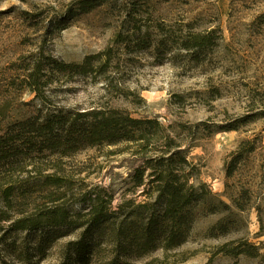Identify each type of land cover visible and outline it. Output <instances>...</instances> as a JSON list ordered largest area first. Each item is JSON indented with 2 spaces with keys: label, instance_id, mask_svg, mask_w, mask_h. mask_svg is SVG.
Segmentation results:
<instances>
[{
  "label": "rangeland",
  "instance_id": "rangeland-1",
  "mask_svg": "<svg viewBox=\"0 0 264 264\" xmlns=\"http://www.w3.org/2000/svg\"><path fill=\"white\" fill-rule=\"evenodd\" d=\"M77 2L0 0V102L12 98V117L34 108L26 103L35 93L17 77V66L28 63L42 46L65 62H80L112 46L108 74L127 95L108 92L105 79H54L47 108L55 111L56 106L68 109L78 104L85 108L95 104L89 102L109 100L133 117L157 118L182 138L180 148L187 150L192 163L190 183L202 187L180 242L168 250L159 247L122 260L264 264V0H106L86 13L78 11ZM71 9L74 17L66 28H47L52 18ZM118 32L124 39L115 40ZM137 36L146 41L144 47L135 45ZM196 36L200 43L186 42ZM35 103L39 106L41 101ZM117 149L96 146L72 154L64 160L66 172L58 170L56 161L42 173L33 164L16 172L12 177L16 197L22 196L26 184L37 191L24 207L8 206L0 193V213L8 216L0 218V264H61L66 245L82 232L79 228L66 233L64 227L47 222L37 230L14 229L12 220L19 216L64 209L75 219L97 202L89 197L92 191L94 199L97 193L102 198L115 195L108 208L118 224L124 216L121 201L126 200L127 208L131 202L144 203V187L130 189L128 180L140 161L127 152L112 153ZM232 160L235 166L228 175ZM48 175L70 179L73 188L39 190ZM241 241L259 246L260 255L225 252ZM42 245L45 251L40 253ZM113 246L110 238L101 239L103 258Z\"/></svg>",
  "mask_w": 264,
  "mask_h": 264
},
{
  "label": "trees",
  "instance_id": "trees-1",
  "mask_svg": "<svg viewBox=\"0 0 264 264\" xmlns=\"http://www.w3.org/2000/svg\"><path fill=\"white\" fill-rule=\"evenodd\" d=\"M105 1L78 0L77 9L86 13ZM23 12L35 15L31 10ZM74 13L71 9L64 15L52 18L47 28H66L67 21L74 17ZM122 39L124 37L118 32L115 40ZM186 42L200 43L197 36L194 41ZM145 43L142 37H136V46L144 47ZM113 55L114 48L108 46L86 55L80 62H65L47 54L42 46L39 53L30 56L28 63L17 66V77L26 84V89L35 93L33 101L26 103L34 108L20 118L12 117V98H5L0 102V193L8 206L17 204L24 207L37 191L26 184L22 196L16 197L14 194L12 177L27 165L33 164L42 173L56 161L54 165L59 167L58 170L66 172L63 164L66 158L96 146H117L118 149L112 153L127 152L140 161L129 173L128 180L130 189L144 187L143 194L147 200L138 205L131 202L129 208L125 206L126 200L121 201L118 206L124 216L118 224H115L108 208L115 195L109 194L107 198H102L97 193V198L94 199L92 191L89 197L97 202L87 206L89 208L85 207L84 212L77 213L75 219L62 209L41 211L36 217L19 216L12 220V227L22 230L40 229L44 222L53 227H64L63 231L66 233L81 228L80 237L66 245V259L61 264H132L123 261V256H139L159 247L165 250L173 248L189 228V213L201 197L199 191H202V187L198 189L195 183H190L193 176L192 163L188 159L187 150L180 148L182 138L169 132L157 118L133 117L129 110L116 106L109 100L89 102L95 104L85 108L79 106L82 104L68 109L56 106L55 111L47 108L46 104L51 98L48 87L54 79H105L108 92L112 89L116 92L123 91L127 95L125 87L113 84L108 74ZM14 83L12 82L13 85ZM37 100L41 101L39 106L35 103ZM41 157L46 160L41 161ZM234 163L235 160H232L229 164L228 175L232 174ZM82 171L80 169L78 173ZM43 187L53 190L62 187L72 189L73 183L68 178L48 175L39 190H43ZM220 203L227 208L231 206L223 200ZM1 217L8 218L6 212H1ZM48 237L47 244L52 239L50 234ZM104 237L114 241L106 258H103L100 250L101 239ZM39 251L43 253L45 246H40ZM258 251L259 246L247 241H241L235 248L225 250L234 256H258ZM94 259H102V262Z\"/></svg>",
  "mask_w": 264,
  "mask_h": 264
}]
</instances>
